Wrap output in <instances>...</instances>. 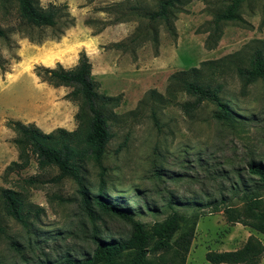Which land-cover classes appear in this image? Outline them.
I'll return each instance as SVG.
<instances>
[{
  "label": "rangeland",
  "instance_id": "rangeland-1",
  "mask_svg": "<svg viewBox=\"0 0 264 264\" xmlns=\"http://www.w3.org/2000/svg\"><path fill=\"white\" fill-rule=\"evenodd\" d=\"M34 1L61 9L56 27H28L20 21L18 0H0V27L10 36L8 43L0 39V64L7 67L0 69V188L20 193L28 221L24 226L8 216L0 200V264L92 257L95 232L102 239L133 240L130 221L95 205L89 215L75 181L56 180L55 166L39 168L32 158L4 181L5 167L18 158L8 120L35 123L46 133L77 128L79 96L72 87L42 81L34 69L73 67L82 51L92 63L98 92L119 98L105 108L113 136L104 174L89 160L82 163V174L91 189L104 178L110 202L143 224L150 249L145 264H214L207 253L237 250L250 236L264 245L259 223L246 210L248 201L264 210V184L249 165L264 164V81L246 84L238 72L257 50L264 56V0H239L238 18L221 22L217 14L236 0H181L176 37L157 24L158 45L133 37L145 33L140 14L157 9L159 0ZM216 33L210 48L207 38ZM206 60L213 62L210 68L201 67ZM192 67H201L199 81L221 85L230 120L217 119V107L209 101L184 110L195 98L184 91V77L173 76ZM230 213L243 222L230 221ZM174 216L181 229L168 247L153 249ZM182 232L185 239L179 238ZM135 254L131 245L116 261L129 264Z\"/></svg>",
  "mask_w": 264,
  "mask_h": 264
},
{
  "label": "trees",
  "instance_id": "trees-1",
  "mask_svg": "<svg viewBox=\"0 0 264 264\" xmlns=\"http://www.w3.org/2000/svg\"><path fill=\"white\" fill-rule=\"evenodd\" d=\"M181 0H159L157 9L141 13L140 17L145 21V33L138 31L133 37L134 42L141 38L152 41L155 45L159 43L157 24H163L167 31L176 37V28L174 21L177 13L183 11ZM239 0L230 4L227 9L216 16V21L236 20L238 15L236 10ZM61 9L55 5H49L43 8L35 3L34 0H18V14L20 21L28 27H56L58 16ZM219 34H210L207 38L208 47L211 40H217ZM0 39L9 42L10 36L7 30L0 27ZM116 47L121 48L123 44L117 43ZM212 61H202L201 67L210 68ZM201 67H192L188 71L182 72V75L173 77H184V91L195 98L194 101L185 103V111L195 110L203 101H209L216 105L215 117L219 120H230L232 110L228 103L220 98L221 85L213 86L209 83L199 81ZM1 72L7 71L6 65L0 64ZM35 74L48 84L59 87H72V94L79 96V109L76 114L77 128L69 131L58 127L50 132H43L35 123H23L19 120H8L7 126L11 128L16 136L13 143L18 150L17 160H12L4 169V181H7L10 174L26 169L33 158L39 168L55 166L59 170L56 180L71 178L77 185V192L81 198V204L84 210L92 216V205L99 207L102 211L118 216L131 222L133 227V240L121 241L117 239H102L94 233V239L97 240L96 248L92 257L84 259L67 258L56 264H84L96 261H104L106 264H121L116 258L122 254V251L131 245L135 246L136 254L129 264H145L146 256L149 252V236L145 231L143 224L136 221L132 214L124 207L110 202L105 195L106 181L101 178L96 189H91L85 182L82 174V163L86 160L92 161L104 174L105 167L103 158L106 147L113 134L110 130L108 115L105 111L107 106L116 103L119 98L111 96H102L98 92V83L92 77V63L85 51L80 52L78 62L70 68H65L58 63L55 67L36 66ZM239 74L244 78L245 83L249 84L257 79L264 81V56L257 50L248 67H238ZM190 75L191 79L185 78ZM112 104V105H113ZM251 173L257 175L264 184V164L252 161L250 164ZM0 200L3 210L8 215L20 222L24 226L28 224L24 213V201L18 191L10 188H0ZM247 213L251 220L259 223L258 229L264 233V210H260L256 203L248 201L246 206ZM233 214H229L230 221H240ZM177 222V217L169 219L167 226L163 231V236L154 243L153 249H162L170 245L173 235L181 229ZM1 230V226H0ZM187 232L179 235L180 239L186 238ZM192 230L187 239L190 244ZM188 249V248H187ZM186 249V251H187ZM264 254V245L255 236H250L246 243L237 250L223 252H209L207 259L214 263L227 264H260L261 257Z\"/></svg>",
  "mask_w": 264,
  "mask_h": 264
},
{
  "label": "crops",
  "instance_id": "crops-1",
  "mask_svg": "<svg viewBox=\"0 0 264 264\" xmlns=\"http://www.w3.org/2000/svg\"><path fill=\"white\" fill-rule=\"evenodd\" d=\"M31 109V108H30Z\"/></svg>",
  "mask_w": 264,
  "mask_h": 264
}]
</instances>
